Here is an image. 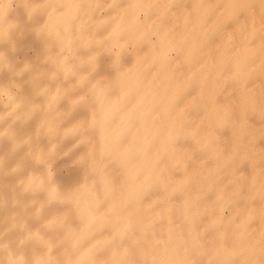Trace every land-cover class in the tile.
<instances>
[{"label": "bare ground", "instance_id": "1", "mask_svg": "<svg viewBox=\"0 0 264 264\" xmlns=\"http://www.w3.org/2000/svg\"><path fill=\"white\" fill-rule=\"evenodd\" d=\"M183 1L0 0V264H264L262 0Z\"/></svg>", "mask_w": 264, "mask_h": 264}, {"label": "rangeland", "instance_id": "2", "mask_svg": "<svg viewBox=\"0 0 264 264\" xmlns=\"http://www.w3.org/2000/svg\"><path fill=\"white\" fill-rule=\"evenodd\" d=\"M164 1L168 4V7H172V13L178 14V12H180L182 10V8L185 9V11H190L189 8H191V5L185 4L183 0H164ZM225 1L228 2L229 6H232L231 8H234V6H235V8H240L237 10H235V8L231 10L230 14L228 15V20H227L228 24H233L234 18L237 17L238 15H241V17H242V16H244L243 15L244 12L248 13L247 6L241 5L239 7V5H240V4L238 5L239 0H225ZM260 2H261V8H264V0H262ZM259 7H260V4H259ZM213 9H214V12L217 14H220L221 12H223L219 5H215V6L213 5ZM160 13H161V15L168 13L167 7L166 8L164 7V9H161ZM260 13L261 14H257V16L264 15V13L263 14H262V12H260ZM55 165L57 166V165H59V163L57 162V163H55ZM223 211L225 214H229V210L225 209Z\"/></svg>", "mask_w": 264, "mask_h": 264}]
</instances>
